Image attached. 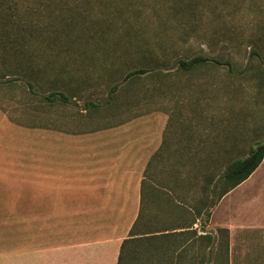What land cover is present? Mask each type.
<instances>
[{"label": "rangeland", "instance_id": "rangeland-1", "mask_svg": "<svg viewBox=\"0 0 264 264\" xmlns=\"http://www.w3.org/2000/svg\"><path fill=\"white\" fill-rule=\"evenodd\" d=\"M17 1L5 11L18 22L11 42L0 28V63L17 67L0 74V149L30 152L33 129L95 131L162 116L164 143L145 172L134 237L191 225L215 236L211 262L193 238L171 236L163 264H264V159L208 209L203 229L195 215L211 169L264 142V0ZM198 55L211 62L174 67ZM50 92L69 103L47 102ZM155 247L137 249L134 264H159Z\"/></svg>", "mask_w": 264, "mask_h": 264}, {"label": "crops", "instance_id": "crops-1", "mask_svg": "<svg viewBox=\"0 0 264 264\" xmlns=\"http://www.w3.org/2000/svg\"><path fill=\"white\" fill-rule=\"evenodd\" d=\"M166 123L160 116L95 131L38 128L30 152L0 149V264H117L142 217L145 172Z\"/></svg>", "mask_w": 264, "mask_h": 264}, {"label": "trees", "instance_id": "trees-1", "mask_svg": "<svg viewBox=\"0 0 264 264\" xmlns=\"http://www.w3.org/2000/svg\"><path fill=\"white\" fill-rule=\"evenodd\" d=\"M9 6H13V8L17 9L19 6L17 0H0V28L2 32V36L4 37L1 40L2 43L11 42V30L17 26L18 22L15 17L12 19L8 18L6 14V9ZM11 7H9L10 9ZM4 49V48H3ZM3 58V57H2ZM210 59L205 56L198 55L194 56L190 59H179L174 67L179 72H189L194 70L197 67L204 66L209 64ZM0 74L6 75L8 73L15 72L17 69L16 65L14 68H10L9 70L4 66V64L0 63ZM6 68V71L3 69ZM149 72V69L139 68L136 71L129 72L124 79H128L133 76H142ZM117 85L111 88V93L115 92L117 89ZM28 88L32 91L33 84L28 82ZM34 91V90H33ZM33 93V92H30ZM47 102L52 103L53 101L59 99L62 103H69V97L62 92H50L48 95L44 97ZM86 107H97L98 104L91 100H87L85 102ZM264 159V142L258 144L255 148H253L250 153L241 159H229L223 163L216 164L210 171L209 180L206 182V187L203 189V197L200 200L199 208L196 209L195 215L197 216V220H199V227L202 229L208 223L210 212L208 209L214 207L227 193L233 190L235 187L243 183L248 177L257 169V167L261 164ZM144 183V182H143ZM144 205V204H143ZM143 206H141V215H142ZM139 214V216H140ZM140 218V217H139ZM136 220L134 226L131 228L129 235L125 238L120 246L119 256L117 264H134V260L138 257L137 249L145 250V248L151 244H154L155 253L157 260H161L158 262L159 264H163V260L168 255L167 246L164 247V242L169 240V237H179L185 242L190 238H193L192 241L198 242L201 246H204L208 249L206 254L207 260L211 259L212 251L214 244L216 243V238L210 232L203 230V234L197 235L195 230H191L190 226H182L178 229H183V231L177 233H159L161 231H156L155 235H151V232H147L142 237L135 238V229L138 224V219ZM195 222H192V225ZM149 234V235H148ZM147 235V236H146ZM189 237H185V236ZM157 240V242L155 241ZM154 242V243H152ZM188 248L183 250V253H186ZM183 253H181L180 257H182ZM179 257V258H180ZM204 257V256H201ZM203 262V260L200 261ZM211 262V260H210Z\"/></svg>", "mask_w": 264, "mask_h": 264}]
</instances>
